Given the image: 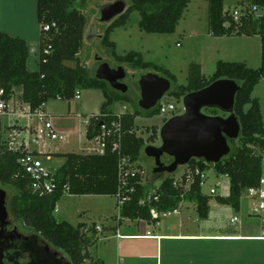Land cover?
<instances>
[{
    "label": "trees",
    "instance_id": "obj_1",
    "mask_svg": "<svg viewBox=\"0 0 264 264\" xmlns=\"http://www.w3.org/2000/svg\"><path fill=\"white\" fill-rule=\"evenodd\" d=\"M79 0H36V17L40 26L38 37V70L29 72L27 62L29 47L25 40L11 37L0 32V100L9 101L15 96V89H20L18 100L28 104L31 110H36L42 104L56 100L71 101L77 92L84 90H100L104 102L100 113L91 116L86 125V138L91 140L98 134L100 125L110 126L119 121L120 137L110 136L106 139L105 150L99 154H65L64 162L53 175L57 189L52 194L41 192L38 183L27 175L18 165L17 160L28 152L0 151V185L10 186L16 195L10 199L9 211L21 222L28 231L39 236L53 249L62 251L69 264H102L94 260L88 250L94 247L99 238L97 229L86 228L83 224L72 226L66 222H58L54 217L57 202L65 194L72 196H109L114 197L119 188V163L129 159L137 170L143 171L139 165V157L146 142L137 135L134 120L140 113H124L118 119L113 112L116 103L127 102L125 94L112 90L103 81L90 77L80 66L79 53L83 46V34L86 20L75 8ZM191 0H129L127 10L114 20L105 30L102 45L111 50V56L118 63H126L133 69L145 70L153 68L161 70L152 63L143 62L141 55L129 52L125 56L115 54V45L109 37L115 28L124 27L130 15L137 12L140 15L139 28L147 34L171 35L181 20ZM207 3L208 31L211 37H259L261 63L258 69H250L245 63L218 62L214 74L206 79L198 64H191L188 70L187 83L170 93L177 101L185 95L202 90L219 79H229L240 86L235 96L234 114L240 124V134L232 146L230 154L218 164H206L203 160H192L185 166L181 180L173 175L160 174L154 178L161 179L155 193L150 194L148 183L144 176L137 175L136 191L120 208L119 216L131 221L158 223L161 215L178 210L183 202L195 206L200 219H207L210 211L211 197L201 193L200 180L187 188L186 172L192 167L205 172L211 168L217 175L229 179L228 194L224 197H214L219 205L231 208L235 213L241 211V199L251 188L259 185L262 175V156L264 153V126L258 99L251 94L255 85L264 78V15L247 13L235 23L229 10H224V0H204ZM250 3L241 6H256L264 8V0H248ZM48 26L49 30L44 31ZM50 48V53L45 51ZM72 63L74 66H68ZM164 73L174 77L167 71ZM248 107L247 109H245ZM212 115L218 116L216 110ZM147 117L158 115L157 108L145 113ZM224 116V115H223ZM165 122V121H164ZM159 139L158 130H150L147 143ZM117 149L113 150V145ZM258 150V152H257ZM36 156L35 153H30ZM162 163L168 165L171 159L162 158ZM66 188V192L64 189ZM154 210L158 218L153 219L150 211ZM254 221V226L261 229L260 221L250 215L242 217L245 225ZM259 236V235H258ZM253 236V237H258Z\"/></svg>",
    "mask_w": 264,
    "mask_h": 264
},
{
    "label": "rangeland",
    "instance_id": "obj_2",
    "mask_svg": "<svg viewBox=\"0 0 264 264\" xmlns=\"http://www.w3.org/2000/svg\"><path fill=\"white\" fill-rule=\"evenodd\" d=\"M25 1L26 10L22 12V21L24 22V28L30 32L28 36L29 43L27 42L29 47L27 70L29 72H36L38 70L36 0ZM113 1L114 0H79L75 4L74 7L83 14L86 20L83 34V46L79 53L80 66L87 71L90 77L95 76L100 63H107L111 68L122 67L124 69L126 77L122 83L127 87L125 95L128 97V101L116 103L113 107V112H125L130 114L137 110L140 113L134 120V126L136 127L137 135L146 142V146H160L159 139H157L154 144L147 143L150 130L155 127L159 134V130L164 124V121L171 118L172 113L164 117L159 115L147 117L145 115L146 112L140 110L138 106L140 93L137 82L142 75L153 74L170 81V90L164 95L161 102L174 104L176 107L174 115H179L183 112L182 98L177 101L170 96V93L179 86L186 85L188 70L191 64L200 65L201 73L206 79L212 77L218 62L245 63L248 68L253 70L260 67L261 50L259 37L217 38L209 35L207 3L204 0H191L189 2L176 27L175 33L171 35L147 34L141 31L139 28L140 15L137 12H133L124 27L115 28L110 34L109 40L115 45V54L117 56H125L129 52L139 53L143 62L152 63L161 68V70L156 71L153 68L145 70L133 69L126 63L120 64L111 56V50L105 48L101 43L104 32L109 25H99L94 21L97 16L96 6ZM125 1L127 2V6H130L129 0ZM248 3H250L248 0H224V10H229L231 13L234 9H239L241 4ZM0 9L3 10V14L8 11L4 7H0ZM3 14L0 15V32L6 33L9 27L17 26L18 23L13 18L12 14ZM260 14L264 15V8L259 9L257 15ZM1 21L5 23V26H3ZM97 59H100V61L98 62ZM66 64L68 66H74L72 63ZM164 70H167L174 79L167 76ZM19 95L20 89H15L14 97L17 98ZM79 95L80 100H52L46 105V112L51 116V124L54 131L57 134L64 135L65 140H45L44 142H39L38 146H33V144L30 146L31 150H37L39 152L40 155L38 158L42 164V169L50 174H55L63 164V156L65 154H94L95 150L98 149L96 144L85 138V122L82 115H88L89 117L92 113L96 112L100 101L103 99L102 92L100 90H86L80 91ZM251 97L258 99L260 103L264 126V78L255 85ZM247 108L248 107L245 109ZM203 113L212 115L209 109H204ZM217 114L218 116H223L218 111ZM234 147L236 146H231V149ZM144 148L138 163L143 169L144 179L148 183V191L152 194L159 187L161 179L154 178V161L145 156ZM261 156L262 175L264 177V153H262ZM185 169V166L177 168L174 173L176 180H181L180 178ZM205 175L206 180L201 186V193L211 197L209 201L210 213L208 218L200 219L196 210L188 202H183L177 210V212H182L185 222L184 228L188 231H196L204 222L212 223L213 215L220 209L215 202V196L209 195L210 189L216 191V196L224 197L228 193L229 179L227 177L217 175L211 168L205 170ZM222 185L226 186L225 190L221 187ZM187 187L188 184L185 188ZM0 192L6 199L5 206L7 208V214L11 221L15 222L16 219L9 211V202L10 199L16 195V191L10 186L0 185ZM241 203H246V209L247 205L250 204L246 197L241 199ZM118 214L119 211L116 208V199L113 196L93 198L69 196L65 194L56 204L54 217L58 222H66L74 227L77 226L78 223H85L88 226H92L93 224L105 226L111 223V216H118ZM230 218L240 219L239 214L234 211H231ZM162 219L164 222L170 220L168 217ZM19 223L22 226L21 222ZM254 224V221L247 223L251 230L256 228ZM259 232H261V230H259ZM199 246L205 258L203 259L204 264H226L222 262L224 261L223 258H226L227 262L230 264H264V241L221 244L204 243ZM50 248L69 262L67 256L62 251L55 250L51 246ZM219 248H224L225 252L231 253L233 258L224 252L223 254L220 253L222 251H220ZM98 249H100V244ZM96 251L95 248L90 251L93 257L97 254ZM84 264L88 263L85 262Z\"/></svg>",
    "mask_w": 264,
    "mask_h": 264
},
{
    "label": "water",
    "instance_id": "obj_3",
    "mask_svg": "<svg viewBox=\"0 0 264 264\" xmlns=\"http://www.w3.org/2000/svg\"><path fill=\"white\" fill-rule=\"evenodd\" d=\"M96 10L94 21L99 25H110L127 10V2L114 0L96 6ZM125 76L122 67L111 68L107 63H101L95 73L97 80L121 94L127 92L126 85L121 82ZM137 85L140 93L138 106L145 112L154 109L170 90L168 79L153 74L142 75ZM239 90L236 82L219 79L182 97V114L166 120L159 130L160 146L147 145L144 148L145 156L154 161L153 174L173 175L178 167L186 166L192 160H203L211 165L228 156L240 134V124L234 114L235 96ZM204 109L216 110L224 116L206 115ZM164 156L171 159L170 164L162 163ZM5 204V196L0 192V229L9 226ZM38 245L37 251H32L33 262L30 264H69L57 252L50 250L46 242ZM1 260L0 264H3Z\"/></svg>",
    "mask_w": 264,
    "mask_h": 264
},
{
    "label": "crops",
    "instance_id": "obj_4",
    "mask_svg": "<svg viewBox=\"0 0 264 264\" xmlns=\"http://www.w3.org/2000/svg\"><path fill=\"white\" fill-rule=\"evenodd\" d=\"M0 7H4L8 10L5 14H3V10L0 9V15L12 14L13 18L18 23L17 26L9 27L6 34L11 37L24 39L29 43L28 36L30 32L24 28V22L22 21V12L26 10V1H0ZM1 23L5 26L3 21H1ZM37 28L39 37L40 26L38 23ZM242 37L250 38L245 36ZM11 100L18 101V97H13ZM103 102L104 98L100 101L96 112L92 113L89 117L96 116L100 113V107ZM82 117H84L85 122L86 138V125L89 117L88 115H82ZM2 123L6 124L5 120H3ZM18 124L23 127H29L31 134L33 133L35 126H37L35 120L20 119ZM30 146L31 144L28 146L27 152L35 153L37 154L36 156H39V152L37 150H31ZM33 146L36 145L33 144ZM79 197L103 198L108 196L84 195ZM245 204L241 203V211L240 213H237L240 218L239 224L230 223V213L233 211L231 208L218 204L220 209L213 215L212 223L204 222V224L196 231H188L184 228L185 222L182 212L170 215L168 217L170 219L168 222H164L161 218L156 224L145 221H131L123 219L119 216V214L118 216H111V223H108L105 226L96 224L88 226L85 223L78 224H83L86 228L92 227L95 230L99 229L96 230L99 241L94 247L90 248L88 252L90 253V251L95 248V251L97 250V254L95 252L96 255L94 257L91 253L90 255L94 260L101 261L102 264H201L205 258L204 255H202V251L199 246L200 244H221L249 241L263 242L262 240L255 239L256 237H253L258 236L260 234L259 230L261 229L255 228L254 230H251L247 224L244 225L242 223V217L247 215ZM191 205L195 209V206L193 204ZM99 244L100 249H98ZM219 250L222 251L220 253L223 254L224 252L232 257L231 253L225 252L224 248H219ZM223 259L224 261L222 262L230 264L227 262L226 258Z\"/></svg>",
    "mask_w": 264,
    "mask_h": 264
},
{
    "label": "built area",
    "instance_id": "obj_5",
    "mask_svg": "<svg viewBox=\"0 0 264 264\" xmlns=\"http://www.w3.org/2000/svg\"><path fill=\"white\" fill-rule=\"evenodd\" d=\"M259 9L256 6H240L239 9H234L231 13L229 12L232 20L237 23L242 19L247 13L257 14ZM49 27H44V31H48ZM46 54L50 53V48L45 51ZM80 92H77L74 96L75 100H79ZM3 92L0 91V95ZM56 100H60V97H57ZM155 108L158 110L159 116H166L172 113L173 116L176 107L172 103L161 102L159 101ZM123 112L115 114L119 119ZM182 114V113H180ZM179 114V115H180ZM35 120L37 126H35L33 133L31 134L29 127H23L18 124L19 120ZM5 120L6 124H3L2 121ZM88 122V120H87ZM118 135L120 137V124L119 121L116 123H111L110 126L100 125L98 134H96L90 141L98 146V149L95 150L94 154L102 155L105 150L106 139L110 136ZM64 141L65 136L62 134H57L51 124V117L45 111V104H42L36 110H31L28 104H25L21 101H5L0 100V151H9V152H19L26 151L30 144L37 145L42 141ZM117 144L113 145V150L117 149ZM18 165L24 170V172L33 178L37 183V188L41 192L46 194H52L57 189V185L54 182L53 175L42 169V164L39 161L38 156H33L29 152L19 160H17ZM144 176V172L137 170L133 164H130L129 159H122L119 163V188L116 195L114 196L117 202V209L120 212L121 206L126 203L132 194L136 191V186L141 184L137 182V175ZM198 178L200 180V186L203 185L206 180L205 172L200 171L198 168H190L186 172V181L188 186L192 184ZM218 186V185H217ZM224 190L226 189L225 185L221 186ZM66 192V188L64 189ZM155 193V192H154ZM151 194V193H150ZM153 194V193H152ZM210 196H215L216 191L210 189ZM246 199L250 202L247 205V214L258 218L260 221L261 232L258 237L255 239L264 241V177L259 181V185L256 188H251L246 193ZM181 206V205H180ZM177 210L166 212L160 217L165 218L169 217L172 214H175ZM150 215L153 219L158 218L157 213L152 210ZM230 223H240L239 219L232 218ZM99 230V229H97ZM263 232V233H262Z\"/></svg>",
    "mask_w": 264,
    "mask_h": 264
},
{
    "label": "flooded vegetation",
    "instance_id": "obj_6",
    "mask_svg": "<svg viewBox=\"0 0 264 264\" xmlns=\"http://www.w3.org/2000/svg\"><path fill=\"white\" fill-rule=\"evenodd\" d=\"M101 64V63H100ZM99 64V65H100ZM126 77V76H125ZM125 78L121 81L123 82ZM7 210V208H6ZM9 219V226L0 229V258L3 264H30L33 255L44 241L23 228L20 223ZM49 246V245H48ZM50 250V246L48 247ZM33 251V252H32Z\"/></svg>",
    "mask_w": 264,
    "mask_h": 264
}]
</instances>
